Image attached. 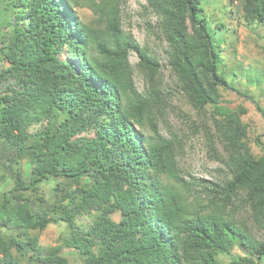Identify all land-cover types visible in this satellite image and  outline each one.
Returning a JSON list of instances; mask_svg holds the SVG:
<instances>
[{
    "label": "trees",
    "instance_id": "trees-1",
    "mask_svg": "<svg viewBox=\"0 0 264 264\" xmlns=\"http://www.w3.org/2000/svg\"><path fill=\"white\" fill-rule=\"evenodd\" d=\"M146 1L192 106L219 118L225 155L215 158L227 179L181 176L175 141L159 129V62L124 31L127 0H0V189L11 181L0 193V264H71L63 245L40 244L42 232L63 223L64 245L80 264H264V240L235 217L240 201L264 229V156L247 142V111L223 106L220 89L263 112L237 88L239 71L224 67L228 29L207 11L216 0ZM239 1L248 25L264 30V0ZM83 8L92 24L79 18ZM133 53L147 79L143 93ZM263 75L248 83L264 85ZM93 214V223L79 224ZM236 248L242 256L220 259Z\"/></svg>",
    "mask_w": 264,
    "mask_h": 264
},
{
    "label": "rangeland",
    "instance_id": "rangeland-1",
    "mask_svg": "<svg viewBox=\"0 0 264 264\" xmlns=\"http://www.w3.org/2000/svg\"><path fill=\"white\" fill-rule=\"evenodd\" d=\"M243 6L244 3L239 0L235 2L216 0L209 5L207 11L215 22H224L225 28L228 29L221 52L224 67L230 72L239 71V75L242 76L236 78L237 88L246 89L250 97L256 98L263 113H260L252 102L224 89H220L222 105L236 111L242 108L247 111L242 116V122L249 127L247 142L254 157L261 158L264 156V85H250L248 76L255 73L264 74V30L256 28L255 25H248L243 18ZM76 12L84 23L94 22V16L89 9H78ZM122 16L124 31L130 33L141 47L147 48L159 62L156 80L165 98L164 110L162 114H157L159 129L163 135L175 141L177 165L181 176L189 183H197L198 180L223 183L229 175V169L215 158L218 153L225 155L218 132L219 118L214 117V112L209 106L201 112L192 106L170 65L169 46L161 31V19L148 7L146 0H127L123 6ZM65 57H68V54L65 53ZM130 62L135 71V85L143 93L147 90L148 83L139 67L138 56L131 54ZM2 65L0 61V70ZM263 76L261 80L264 82ZM38 127H33L32 131ZM0 167L3 166L0 164ZM23 169L25 175L29 177L31 165L28 161H24ZM6 175L10 176L8 173ZM10 182L0 189V193L11 188ZM195 189L199 190L198 187ZM48 195H51V190L48 191ZM239 202H235L239 208L235 212L236 219L247 223L257 239L264 240V229L255 224L251 211L247 206L241 207ZM113 218L116 221L121 219L119 213H115ZM94 220L95 214L85 216L79 219V224L90 225ZM66 233V224L51 225L42 232L40 244L46 248L63 245L64 255L70 263L80 264L82 259L76 251L64 245L63 237ZM242 255L241 250L236 248L232 255L222 256L220 259L228 263Z\"/></svg>",
    "mask_w": 264,
    "mask_h": 264
}]
</instances>
